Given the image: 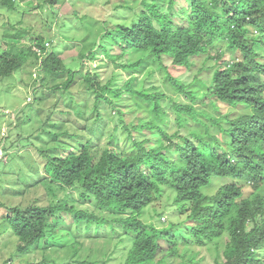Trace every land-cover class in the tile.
Returning a JSON list of instances; mask_svg holds the SVG:
<instances>
[{
	"label": "trees",
	"instance_id": "1",
	"mask_svg": "<svg viewBox=\"0 0 264 264\" xmlns=\"http://www.w3.org/2000/svg\"><path fill=\"white\" fill-rule=\"evenodd\" d=\"M41 1L52 8L60 0ZM167 1L161 7L158 0H143L148 11L132 8L126 15L129 23L100 34L103 42L94 50L66 55L69 51L56 40L61 33L56 22L51 25L56 33L40 28L19 48L16 44L29 32L13 36L16 44L0 55L3 81L24 83L22 71L35 69L31 100L12 116L14 126L25 123L27 107L39 112L51 95L57 98L46 108L41 130L50 138L38 149L40 162L16 163L19 151L11 150L21 147L24 131L14 136L8 131L2 141L0 196L9 193L25 201L15 206L0 201L6 212L0 231L17 240L3 264H173L172 258L175 263L182 259L176 264H201L193 246L220 257L217 264H264V81L259 79L264 75L259 60L264 59V0H188L190 7L180 11H175V0ZM16 3L1 0L0 6L14 10ZM175 14L185 15L188 25H173ZM114 47L119 54L112 53ZM97 51L107 68L114 64L150 77L148 68L155 66L153 71L164 73L165 84L138 90L136 76L123 85L116 74L104 80L98 68L85 67L86 61L99 58ZM228 52L239 56L225 63ZM126 53L132 57L125 63ZM201 55L224 67L205 79L212 68H197L192 61ZM165 57L174 69L192 67L197 73H191L189 82L178 81ZM73 86L77 101L71 97L66 104L62 94L73 93ZM173 92L189 102L174 101L169 97ZM198 100H204L201 106H196ZM242 105L246 112L238 109ZM228 106L232 110L226 111ZM56 114L62 119L54 121ZM50 126L58 131H49ZM214 178L236 183L208 196L204 189ZM251 181L253 192L243 198L236 189ZM166 187L195 225L160 229L143 220ZM163 215L157 213L159 220ZM200 222L208 235L201 234ZM224 236L221 250L218 240ZM83 239H103L111 247L87 248ZM160 241L167 244L165 253Z\"/></svg>",
	"mask_w": 264,
	"mask_h": 264
},
{
	"label": "rangeland",
	"instance_id": "2",
	"mask_svg": "<svg viewBox=\"0 0 264 264\" xmlns=\"http://www.w3.org/2000/svg\"><path fill=\"white\" fill-rule=\"evenodd\" d=\"M152 1L154 0H147L148 4H151ZM142 2L143 0H60L57 5L51 8L45 5L41 0H17L14 10L10 9L9 7L6 8L0 6V55L5 50H10L12 46L16 44V39L13 36L19 35L20 33L24 34L26 31L29 32V34L24 36L26 38H24L23 40L18 38L19 40H22L19 44H16V46L19 48L20 46L28 44V36L32 33H36L40 28L46 29L47 32H54V27L56 26L51 25L56 22L58 23V27L61 32L60 35H57L58 39L56 40H61V42H63L62 49L65 50L66 48L67 51H69L68 53H66V55L73 53H82V51L84 52V48L88 49V51L90 48L94 50L96 49L95 45L96 47H98V44L100 42H103V37H101L100 34H109L113 32L114 29L117 28V24L126 25L129 23L131 18L130 16L126 15L131 12L132 8L141 7L143 11H148V9L144 7V5H142ZM158 2L161 7H164L166 6L168 1L158 0ZM190 4L191 2H189L188 0H175V11H180L183 8H189ZM118 6L122 7L118 8ZM74 11H78L79 15L76 16ZM82 18H84V20H82ZM172 22L173 25L176 26L185 27L188 25V21L185 15L175 14L174 16H172ZM89 28H92V30H94L93 34L89 33ZM249 35L252 36L253 34ZM261 39L262 41H264V38ZM106 43L111 46L115 45L110 39H107ZM92 44H94L93 48ZM55 48L58 49L57 46ZM112 53L119 54V48L114 47ZM261 53H263V51ZM97 54L99 58L92 62L86 61L85 67L89 69L98 68L104 80L106 79V77L116 74L117 82L119 83V85H123L124 82L130 79L132 76H136L138 78V81L134 83V86H136L138 90H141L142 88H149L151 85L162 86L163 84H165L164 73L158 70L153 71L154 68H157L155 66H150V68H148V72L153 73L150 77H148L145 72H143L142 74H139L138 72L129 73L127 71L119 69L118 67H115L116 65L114 64H110V66L107 68L104 65L106 60L104 59L103 53L97 51ZM237 56H239L238 53L228 52L225 56L226 62H224H232L234 60V57ZM131 57L132 56L130 55V53H126L125 63L131 60ZM70 61H72L71 58ZM192 61L197 62V68H199L201 64H205L206 67H211L212 71L209 72V75L213 73V71L218 67H224L222 63H217L214 59H211L209 55H201L198 58H193ZM163 62L165 66L169 68V73H173L174 78L178 79L181 82L191 81V73H197V69L192 67L191 69L175 70L172 66L171 59L167 57L163 59ZM77 63L79 64V59ZM77 63L75 65H78ZM74 66L71 67H73L74 69L77 68ZM32 72H34L35 77V69L32 66H26V68L22 71L21 76L24 83H18V80L15 79H7L3 81V79L0 78V155H3V149H1L3 145L2 141H4V139L8 137L9 133L10 136H14L20 131H24L22 132L24 141L22 142L21 147H17L16 149L14 147L11 150L12 153L19 151L17 155L18 158L16 160L17 164L25 163L26 165H28V159H33L34 161L40 162L38 149L42 147L43 143L45 144V142L50 138L49 136H47V131L41 130L43 121L47 118L48 114L46 108L52 107L57 100L54 95H51L46 104L44 103V109L40 110L39 112H37V107H27L23 115V120H25V123H20L19 126H14V120L12 116H15L17 112H20L22 110V107L28 103L29 97H32L33 84L30 83L32 79ZM207 78L208 74H205V79ZM259 79L261 81H264V75H260ZM72 90L73 93L71 94H69L68 92H64V94H62L66 104H70L71 97L75 101H77L74 95V86L72 87ZM169 95V97L173 98L174 101L180 103L189 102L185 95H179L178 93L174 92ZM92 102L93 97L90 102V108L92 107ZM196 103L197 105H201L202 100H198ZM238 109H241L244 112H246L247 110L245 107H243V105ZM229 110L232 109L228 106L226 111ZM112 115H115V113L112 112ZM171 117L173 118L174 116L171 114ZM60 119H62V116L56 114L54 121H59ZM170 125L171 127L174 125L173 119L170 120ZM110 126L112 127L113 125ZM47 128L49 129V131H58L56 128L51 126ZM36 132H41V137H33V134H35ZM183 134L184 133H182V135ZM28 137H32L31 142H28ZM104 141L106 140L104 139ZM10 142L11 139H8L6 145H9ZM24 145H26L27 147ZM40 177L42 176L39 175V178ZM42 191L43 188L41 189V192ZM210 193L213 194L214 192L210 191ZM168 197L172 198V194H170L169 191L164 194V196L158 203L153 204L151 207L146 209L145 214L143 215V220L148 223L153 222L159 227H167L170 222H175V220H177V218H175L174 216L175 209L173 210L172 207L168 206V202H170V200H168ZM0 201H2L6 205L15 206L19 205L20 201L23 202L24 200L21 197L10 196L8 193L6 196H0ZM157 213L164 214V219H161V223H159L158 221L159 219L157 217ZM5 214V209L0 207V221L2 220L1 217H3ZM105 241L103 239H99L95 242H92L90 239L82 240L87 248L98 247L101 250L111 247V245L106 246ZM16 243V237L5 234L4 230L2 232L0 231V264H3V262L13 253ZM224 243L225 241H222L219 244V248L221 250L224 247ZM160 245L165 253V251L167 250L166 242L160 241ZM160 249L159 251H157V253L162 257V252ZM192 249L194 251H200L198 259H203V262L201 264H217V259L220 258L218 257L216 259V255L206 249V247L193 246ZM261 252L263 254L262 257H264V247L262 248ZM183 253L184 249H182L181 251V254ZM29 258L33 259V255H29ZM184 259L185 257L183 258V260ZM181 261L182 259L180 258L176 259V263H181ZM114 263H118V261ZM171 263L176 264L174 262V258L171 259ZM14 264L21 263L17 260Z\"/></svg>",
	"mask_w": 264,
	"mask_h": 264
},
{
	"label": "clouds",
	"instance_id": "3",
	"mask_svg": "<svg viewBox=\"0 0 264 264\" xmlns=\"http://www.w3.org/2000/svg\"><path fill=\"white\" fill-rule=\"evenodd\" d=\"M259 60L260 61H263L264 62V59L263 58H261V57H259ZM183 69H190V68H186V67H180V68H178V69H175V70H183ZM171 75H172V77H174L173 76V73H171ZM208 77H209V74H208ZM176 79V78H175ZM178 80V79H177ZM179 81V80H178ZM194 83H195V81H193ZM192 82V83H193ZM179 95H181V94H179ZM29 102V101H28ZM203 102H204V100H202V104H203ZM208 102H209V100H208ZM201 104V105H202ZM201 105H197V103H196V106H201ZM166 109V108H165ZM171 116V115H170ZM219 137L221 138L222 137V140H223V134L221 135V134H219ZM232 181V180H231ZM230 180H225V179H218V178H214L213 180H212V185H210V186H208L207 188H205L204 190H205V194L206 195H208V196H214V195H216V192L218 191V189L219 188H222V187H224V186H227V185H230V184H234V183H236V182H234V181H232V182H234V183H232ZM253 185H254V181H251V182H249V183H246V184H242L240 187H238L236 190H239V191H241V193H243V198H245V196L246 195H248L249 193L251 194L252 192H253ZM170 192V194H172V198H169L168 197V200H170V202H168V206L169 207H172L173 208V210H174V216H175V218H177V220H175V222H170V224H168L167 225V227H159L157 224H155L158 228H160V229H163V228H169V227H173L174 225H176V224H182V223H186V224H188V225H190V226H193V225H195V223L192 221V220H190L189 219V212L188 211H185V210H182L181 209V211L179 210V206H178V204H175V192L173 191V190H171V189H169V188H167L166 187V191H165V193L164 194H166V192ZM210 191L211 192H214L213 194H211L210 193ZM161 200V199H160ZM159 202V201H158ZM157 202V203H158ZM188 204V207L187 208H189V203H187ZM208 204V203H207ZM208 207H209V205H208ZM148 209V208H147ZM146 211V210H145ZM159 219V218H158ZM161 219H164V216L161 218ZM161 219L160 220H158L159 221V223H161ZM151 223H153V222H151ZM199 226H200V231H201V234H203V235H208V233H207V230H206V228H205V224H204V222H200V224H199ZM93 232H94V230H93ZM225 237L226 236H224V237H222L221 239H219L218 241H219V244L222 242V241H226V239H225Z\"/></svg>",
	"mask_w": 264,
	"mask_h": 264
},
{
	"label": "built area",
	"instance_id": "4",
	"mask_svg": "<svg viewBox=\"0 0 264 264\" xmlns=\"http://www.w3.org/2000/svg\"><path fill=\"white\" fill-rule=\"evenodd\" d=\"M28 100L30 101L31 99L29 98Z\"/></svg>",
	"mask_w": 264,
	"mask_h": 264
}]
</instances>
